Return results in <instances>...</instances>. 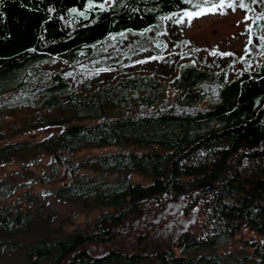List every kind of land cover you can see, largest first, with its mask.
I'll list each match as a JSON object with an SVG mask.
<instances>
[{
  "label": "trees",
  "instance_id": "obj_1",
  "mask_svg": "<svg viewBox=\"0 0 264 264\" xmlns=\"http://www.w3.org/2000/svg\"><path fill=\"white\" fill-rule=\"evenodd\" d=\"M84 2L0 0V166L20 163L24 180L0 178V254L21 251L26 264H264V42L253 68L232 77L234 60L218 70L189 62L166 80L130 73L83 94L81 76L121 68L141 48L163 56L164 41L113 44L162 33V20L187 7L109 0L87 20L69 12ZM44 157L39 174L27 171ZM48 199L72 209L63 220L72 231L55 224Z\"/></svg>",
  "mask_w": 264,
  "mask_h": 264
},
{
  "label": "rangeland",
  "instance_id": "obj_2",
  "mask_svg": "<svg viewBox=\"0 0 264 264\" xmlns=\"http://www.w3.org/2000/svg\"><path fill=\"white\" fill-rule=\"evenodd\" d=\"M251 17L248 16L250 12L247 11L249 19H244L246 10L237 7L233 11L225 9L226 14L221 15L219 12L216 14L202 15L199 18H193L191 23L185 19L183 23L176 24L175 16L168 17L162 20L163 31L157 33L155 30L146 31L144 34L128 33L127 36L121 40L116 41L113 46L120 47L122 45L139 41H164L166 43V50L163 56H153V53L147 52L141 48L138 56L131 58L125 66L117 68L110 72H102L98 76H81L79 78V85L83 94H88L92 90H96L99 84L103 81L104 84L115 82L119 77L128 76L133 74H153L163 80L169 79L167 76L173 72V64H186L189 62L195 63L198 67H215V70L220 65H224L232 60L234 64L229 72V77L234 76L237 71H243L245 65L250 69L253 68V51L262 46V41L259 37L264 36V4L252 3ZM179 15V14H178ZM251 25V28L248 27ZM261 27L263 31L253 33L252 27ZM177 37H183L188 42L184 44L179 41ZM251 40V43H249ZM179 41V42H177ZM250 49H249V48ZM222 53H230L231 55H221ZM247 55V56H246ZM155 57V59H147L148 57ZM243 57V58H241ZM252 57V58H251ZM143 61V62H138ZM53 70H64L66 74L73 75L72 69L67 64L56 62L52 66ZM103 85V84H101ZM85 92V93H84ZM51 130H43L39 132L29 133L24 136L17 137V141L28 140L34 141L41 139ZM47 161V158H42L40 164L36 167H29L27 171L33 174H39L40 168ZM22 169L20 163H12L5 166H0V178L9 177L14 183H20L23 180V175L16 173ZM134 181H139V177H134ZM41 189L36 187L31 192H40ZM42 199V198H40ZM10 201H13L12 199ZM46 206L52 208L57 214L58 218L55 224H63L65 231L70 232L74 228L72 225L65 226L64 219L70 217L72 209L56 203L52 199L44 200ZM97 213H93L89 218L84 214L75 219L76 224H87L92 217L94 218ZM75 224V225H76ZM250 234L246 233V237ZM0 264H26L24 254L21 251H7L0 254Z\"/></svg>",
  "mask_w": 264,
  "mask_h": 264
},
{
  "label": "snow or ice",
  "instance_id": "obj_3",
  "mask_svg": "<svg viewBox=\"0 0 264 264\" xmlns=\"http://www.w3.org/2000/svg\"><path fill=\"white\" fill-rule=\"evenodd\" d=\"M109 0H85L84 6L82 9L72 8L69 10L70 13L76 14L78 17H82L87 20L89 13L92 11H102L105 10L108 5ZM116 0H112V3H115ZM187 7H184L180 10V14L172 13V16L177 17L174 20V23L180 24L185 21V19L190 24L193 18H199L202 15L208 14H226L225 9L236 10L237 0H182ZM252 3H261L264 4V0H252ZM238 7L242 10H246L244 14V19H249L247 16V11H249L248 4L245 0H238ZM167 18V17H166ZM258 18H264V16H258ZM251 28V25H248ZM120 35H123L122 33ZM259 39L264 42V36L259 37ZM251 43V40H249ZM221 55H231L230 53H222ZM243 58V57H241ZM147 59H155V57H148ZM143 62V61H138ZM215 95V91H213Z\"/></svg>",
  "mask_w": 264,
  "mask_h": 264
}]
</instances>
